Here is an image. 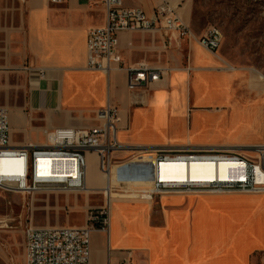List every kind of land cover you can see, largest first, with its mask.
Wrapping results in <instances>:
<instances>
[{
	"label": "crops",
	"instance_id": "obj_1",
	"mask_svg": "<svg viewBox=\"0 0 264 264\" xmlns=\"http://www.w3.org/2000/svg\"><path fill=\"white\" fill-rule=\"evenodd\" d=\"M122 2L149 18L167 3L194 35L169 45L160 33H120L125 67L146 63L166 70L160 81L136 91L128 89L126 70H88V32L106 26L104 5L13 1L10 8L17 11L18 23L6 35L0 33L7 37L10 68L4 70L0 62V73L15 75L7 87L12 100L24 104L0 103V108L9 116L29 117L14 134L25 133L31 144L41 146L46 130L97 128L100 110L108 104L120 109L118 142L135 151L115 156L114 166L134 163L137 174L120 180L112 171L107 182L97 154L85 153L87 186L106 194L110 206L109 231L92 234L90 264H122L129 258L134 264H264V195L172 194L151 200L136 192L148 181L142 152L228 148L254 157L248 150L264 145L263 73L235 66L220 50L214 53L199 44L208 30L194 32L193 0ZM11 146L25 147L14 142L12 132ZM16 163L0 161V174H13ZM101 180L105 187L97 190Z\"/></svg>",
	"mask_w": 264,
	"mask_h": 264
},
{
	"label": "built area",
	"instance_id": "obj_2",
	"mask_svg": "<svg viewBox=\"0 0 264 264\" xmlns=\"http://www.w3.org/2000/svg\"><path fill=\"white\" fill-rule=\"evenodd\" d=\"M62 5L66 0H49ZM102 4L107 11L106 26L91 29L87 37L88 70L108 74L112 70H126L128 89L136 91L160 81L166 70L146 63L125 67L119 52L118 36L122 32L160 33L168 41L181 44L192 38L193 32L183 24L167 3L157 8L154 18L140 9L126 8L122 0H84ZM199 44L218 52L223 34L210 28L198 39ZM264 81V74L262 75ZM100 127L89 130L55 129L44 132L46 142L41 146L29 144L22 148L11 146L9 112L0 108V161L13 160L17 170L10 175L0 174V191L12 194H66L87 193V151L95 152L100 169L110 177L115 155L135 151L121 146L117 139L121 123L120 109L108 104L99 111ZM254 157L237 149L228 148H159L142 152L148 166V181L136 191L151 200L157 197L181 194L222 195L229 193L264 195V145L248 150ZM184 165L185 169L171 166ZM205 165H212L215 178L206 177ZM190 166H201L197 173L203 179L190 178ZM227 166L225 179L218 177V167ZM163 175H168L163 178ZM184 175L185 178H180ZM91 218L96 224L83 228L29 227L24 233L25 264H90L91 239L96 230L109 231L110 206ZM122 264H134L131 259Z\"/></svg>",
	"mask_w": 264,
	"mask_h": 264
},
{
	"label": "rangeland",
	"instance_id": "obj_3",
	"mask_svg": "<svg viewBox=\"0 0 264 264\" xmlns=\"http://www.w3.org/2000/svg\"><path fill=\"white\" fill-rule=\"evenodd\" d=\"M13 1L0 0V33L4 35L18 23L17 11L10 8ZM193 1L194 32L201 35L212 27L220 29L223 34L220 54L235 66L255 68L264 74V0ZM4 35L0 38V62L7 70L10 68L9 48ZM12 76L15 75L5 73L1 76L0 73V103L22 105L24 100H12V88L7 87L8 80L14 81ZM2 83L6 84L4 89ZM27 118V115L10 116L13 140L18 145L28 146L32 143L24 137L25 133L13 132L18 126L24 129ZM34 137L36 140L37 134ZM39 137L43 142L44 138ZM112 170L120 180L137 174L134 163L123 167L114 166ZM96 172L99 174L98 163ZM93 174L90 169V175ZM98 186L97 190L102 189L105 182L101 180ZM107 201L106 194L96 190L82 194L25 196L0 191V264H25L24 233L27 228L85 227L96 224L91 218L101 216L100 213L108 207Z\"/></svg>",
	"mask_w": 264,
	"mask_h": 264
},
{
	"label": "bare ground",
	"instance_id": "obj_4",
	"mask_svg": "<svg viewBox=\"0 0 264 264\" xmlns=\"http://www.w3.org/2000/svg\"><path fill=\"white\" fill-rule=\"evenodd\" d=\"M171 167L172 168L173 167L174 168H178V169L181 168L182 170L185 169V166L184 165L171 166ZM198 167H201V166H190V170H191V172H190V178H192V179H203V176L201 174L197 173V168ZM204 168H206L205 170H207L209 172L208 175H206L207 178H209V179L215 178V174L213 173V171H210V170H212V168H214L212 165H205ZM227 174H228V167L227 166H219L218 167V177L219 178L225 179L226 176H227ZM111 175H112V173H111ZM111 175H110V177H111ZM148 176H149V173H148ZM110 177L106 176L107 182L110 180ZM167 177H168V175H165V176L163 175V178H167ZM180 178H185V177H184V175H182ZM85 181H87V173L85 174ZM88 190L89 191H92L93 189H91V188L88 187ZM87 193H89V192H87Z\"/></svg>",
	"mask_w": 264,
	"mask_h": 264
}]
</instances>
